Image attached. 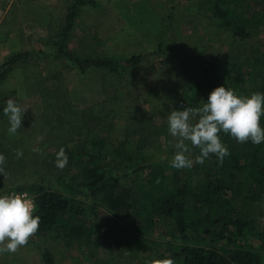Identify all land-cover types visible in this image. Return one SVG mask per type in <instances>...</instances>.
<instances>
[{"label":"rangeland","instance_id":"374dc122","mask_svg":"<svg viewBox=\"0 0 264 264\" xmlns=\"http://www.w3.org/2000/svg\"><path fill=\"white\" fill-rule=\"evenodd\" d=\"M100 2L101 0H0V36H8L11 43L19 41V34L16 37V32L20 33L25 28L36 29V25H46L47 20L54 19V25L59 24L61 31L54 39L48 40L45 57L38 55L35 49V53L27 54L17 62L14 72L8 73L7 77H12L11 80L6 77V82L5 79L0 82V153L6 157L4 167L7 173L6 179L0 175V195L4 191L21 187L31 188L36 197L43 193H54L67 201L71 212L69 223L84 227L77 242L66 241L63 234L55 230L35 235L26 247L20 248L16 253H0V264H45V252L51 256L52 264H95V258L107 261V264H144L143 257L124 262L119 257V252L123 249L121 242L124 241L120 237L122 231H126L124 239L129 247L144 244L140 240L144 238L135 233L138 230L130 223V217L116 218L99 205H94L84 187L80 190L85 196L75 195L72 186L77 185L80 179L69 185L76 172L68 166L63 170L55 167L57 152L61 147H72L75 141L78 142L86 135L102 137L106 142L115 141V134L122 131L120 127L114 133L111 130L112 124L119 117L132 129L134 125L129 120L131 116L138 117L142 112L144 117H149L155 108L159 111L149 117L150 125H161L162 135L152 137L146 132L147 140L160 142L161 138L167 136L174 156L177 141L168 132L167 117L161 118L163 114L160 110L163 108L154 100L144 101L145 85H171L174 91H180L182 84L187 87L204 85L211 77L206 72L212 63L222 62L228 65L227 69L233 63H238L243 73L251 68L257 69V65L264 68V44L261 39L240 42L224 28L217 35L213 33L216 21L209 20L215 14L212 0H151L152 5L163 13L165 23V28L157 34L156 50L142 54L141 60L132 66L122 62L120 64L117 62L118 58H112L118 69L87 67L81 74L72 61L54 55L56 48L52 42L58 35V41H64L67 49L80 58L97 59L80 49L79 40L70 38V32L64 40L59 36L69 18L74 22L77 10H91ZM55 7H59L58 16L52 18L41 15V11H52L51 9H54L55 14ZM239 7V0H229L221 10L228 18L235 16L237 25H241ZM82 23L79 22L78 28H81ZM10 33H13L11 39ZM28 37L30 47L34 43L38 44V39L34 36ZM39 48L41 45H38L37 50ZM196 73L202 76V80L191 81L189 75ZM9 98L27 109L22 127L15 135L8 133L10 125L3 114ZM128 115L131 116L127 117ZM153 126L148 130L150 134H153ZM17 149L23 150V157L20 159L16 158ZM33 149H39L40 152H34ZM120 170L117 167L112 173H120ZM180 174L184 172L181 170ZM142 203L144 209L140 216L146 217L145 211L149 210L146 209V203ZM139 226L142 235H147L152 240L159 235H167L162 225H156L155 230L142 222ZM199 238L205 239L203 233L193 236L194 244L204 246ZM117 240L120 241L119 244ZM242 242L243 239H237L236 245H229L223 240L220 241L221 244H211V247L213 246V251L229 257L230 252ZM223 243L227 245L224 247L225 251L219 247ZM154 251L155 248L145 255ZM163 258L165 256L155 259Z\"/></svg>","mask_w":264,"mask_h":264},{"label":"trees","instance_id":"16d2710c","mask_svg":"<svg viewBox=\"0 0 264 264\" xmlns=\"http://www.w3.org/2000/svg\"><path fill=\"white\" fill-rule=\"evenodd\" d=\"M228 1L212 0L215 14L209 20L216 21L214 24L217 25L213 26V33L217 35L224 28L240 42L261 39L264 44V0H239L241 25H237L235 16L228 18L221 10ZM74 22L71 18L67 20L59 38L64 40L66 34L72 31ZM55 40L52 42L56 48L54 55L72 61L81 74L87 67L117 68V63L111 57L104 60L80 58L67 49L64 41ZM26 56V53H18L4 62L0 66V82ZM141 58L142 55L130 59L118 58L117 62L132 66ZM227 68L228 65L222 62L212 63L206 72L211 75L207 83L192 87L182 84L180 91H174L171 85H145L144 101L151 99L158 103L163 108L160 110L163 114L161 118H166L172 110L182 111L186 107L202 106L207 102L209 94L220 86L234 89L241 95L264 93L263 67L257 65V69L251 68L246 73L241 72L238 63ZM201 78L198 73L189 75L191 81ZM157 111L154 108L149 117ZM149 117H144L142 112L138 117L131 116L129 120L134 125L132 129L119 117L112 124L113 133L119 127L122 131L115 134V141L106 142L102 137L86 135L78 142L75 141L72 147L64 148L69 158L67 166L76 172L69 185L80 179L77 185L72 186L75 195H83L80 189L84 187L94 205H99L108 214L116 218H144L142 223L155 219L167 231V238L162 234L153 242L140 239L143 245L149 243L148 249L155 246V251L148 256L145 255L148 249H142L143 245L129 247L124 239L126 231H122L120 237L124 240L121 242L123 249L119 252L122 261L143 257L145 264L156 257L166 258L171 254L176 264H264V143L254 145L249 141L240 144L230 135L220 133L230 153L222 165L215 155H211L203 165L194 163L191 169H175L170 166L173 149L169 146L167 136L161 138L160 142L147 140L148 136H161L163 129L161 125H150ZM152 126L153 134H150L148 130ZM261 126L264 127V117ZM186 143L191 149L190 158L195 160L199 149L192 147L190 142ZM117 167L121 168L120 173H112ZM181 170L184 174H180ZM12 189L26 191L34 198V215L41 217L36 235L55 230L63 234L66 241L79 240L84 227L69 223L71 212L64 198L54 193H43L36 197L31 188ZM142 201L149 210L145 211L146 217L140 216L144 209ZM199 232L205 236L203 240L198 239L203 241L204 246L194 244L192 239ZM237 239H243V242L230 252L229 257L213 251L211 247V244H221L223 240L226 244L236 245ZM226 246L225 243L219 245L222 251H225ZM43 258L45 264H52L47 252ZM95 264H107V261L95 258Z\"/></svg>","mask_w":264,"mask_h":264},{"label":"clouds","instance_id":"9594fccd","mask_svg":"<svg viewBox=\"0 0 264 264\" xmlns=\"http://www.w3.org/2000/svg\"><path fill=\"white\" fill-rule=\"evenodd\" d=\"M27 109L9 98L3 108L8 118L10 135L17 134ZM264 93L254 92L250 96L225 86L215 88L207 102L199 107H186L184 110H172L167 117L168 132L176 139L175 152L170 166L175 169H191L194 165H203L205 160L215 155L220 165L229 150L222 141L220 133L230 135L238 143L251 142L254 145L264 143ZM199 149L195 160L190 158L191 149ZM39 153V149H33ZM16 158L23 157V150H16ZM68 155L63 147L56 154L55 167L63 170L68 165ZM6 157L0 153V175L7 178L4 165ZM36 204L27 192L0 196V253H16L26 247L29 240L37 234L41 217L34 215ZM147 264H176L168 254L163 259H151Z\"/></svg>","mask_w":264,"mask_h":264},{"label":"crops","instance_id":"0c3cea01","mask_svg":"<svg viewBox=\"0 0 264 264\" xmlns=\"http://www.w3.org/2000/svg\"><path fill=\"white\" fill-rule=\"evenodd\" d=\"M51 10L41 11V15L43 17L51 16L52 18L59 15V7H55V14L53 13L54 9ZM88 10L90 9L77 10L69 37L75 40L78 39L80 49L90 53L91 56H96L99 60L108 57L130 59L145 53H152L157 48V34L165 28L163 13L152 5L151 0H101L97 7ZM50 22L52 23L50 24ZM55 22L54 19L47 20L46 25H36L37 30L32 27L30 30L25 28L20 33L16 32V37L19 34V41L15 40V44L7 39L8 36L2 37L1 34L0 66L15 54H33L35 49L38 55L42 54L45 57L48 40L54 39L59 32L60 25H54ZM79 22H83L81 28H78ZM29 35L38 39V44L34 43L30 47ZM9 38H13V33L9 34ZM38 45H41L42 49L37 50ZM15 68L10 73L14 72ZM11 78L8 76L6 79L11 80ZM143 220L144 218L139 217L130 219V223L138 230L135 233L142 236L144 240H151L152 242L158 240L160 235L153 240L147 235V237L142 235L139 224ZM144 223L146 225L152 224L150 226L152 230H155L156 225H160L155 219L148 223L144 221ZM145 244H148V242ZM143 248L145 250L150 246L143 245ZM153 248L155 246L148 249L147 252L149 253ZM144 250L142 254H144Z\"/></svg>","mask_w":264,"mask_h":264},{"label":"built area","instance_id":"2783aa9c","mask_svg":"<svg viewBox=\"0 0 264 264\" xmlns=\"http://www.w3.org/2000/svg\"><path fill=\"white\" fill-rule=\"evenodd\" d=\"M12 192L23 193V192H26V191H19V190L10 189V190L4 191L0 196H2V195H10ZM29 195H30V194H29ZM30 196H31V195H30ZM31 197H32V196H31Z\"/></svg>","mask_w":264,"mask_h":264}]
</instances>
